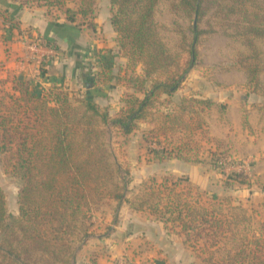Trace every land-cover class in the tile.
Here are the masks:
<instances>
[{"label":"trees","instance_id":"1","mask_svg":"<svg viewBox=\"0 0 264 264\" xmlns=\"http://www.w3.org/2000/svg\"><path fill=\"white\" fill-rule=\"evenodd\" d=\"M172 1L174 10L194 21L191 41L186 32L181 34L188 55L185 62L181 54L168 49L160 35L156 13L161 0H110V21L133 72L126 81L134 90L113 114L110 107L70 96L56 87L38 93L21 76L0 80V155L6 171L23 181L16 216L9 215L0 185V264H74L78 245L91 234L92 207L104 198L117 206L130 202L126 183L117 179L120 168L109 160L102 137L113 130L130 135L151 110L168 106L197 60V43L205 32L198 24L209 10L220 18L224 34L245 46L247 51L241 52L238 60L248 85L255 91L262 86L264 48L257 42H264V0ZM11 5L21 9L43 6L49 12H59L71 24L93 27L96 3L0 0V27L26 36L28 31L20 29ZM138 64L142 66L140 73L135 71ZM187 101L210 104L206 99H183ZM165 123L185 126L180 115H165ZM181 155L179 152L178 157ZM167 188L163 183L137 204H130L138 211L149 209L164 223L178 222L188 239L191 229L197 227L192 223L198 212L182 195ZM206 215L204 211L201 217L200 226L209 224L204 230L216 231L224 226L220 220L210 223ZM262 235L252 242L255 250L228 252L222 264H264Z\"/></svg>","mask_w":264,"mask_h":264},{"label":"rangeland","instance_id":"2","mask_svg":"<svg viewBox=\"0 0 264 264\" xmlns=\"http://www.w3.org/2000/svg\"><path fill=\"white\" fill-rule=\"evenodd\" d=\"M174 3L161 0L156 20L168 49L181 54L185 62L188 55L182 32L190 42L194 21L174 10ZM220 21L209 10L199 22L198 27L205 32L197 43V60L168 106L151 110L130 135L113 130L102 137L109 160L120 168L117 179L126 183L130 202L137 204L165 183L198 212L192 223L197 227L191 229L188 239L178 222L165 223L173 234L184 236L190 264H222L228 252L255 250V237L263 233L264 239V71L263 84L255 91L238 60L247 50L240 41L224 34ZM257 43L264 48V42ZM71 95L79 98L77 93ZM192 98L206 99L210 104L183 102ZM165 115H180L185 126L166 124ZM0 185L9 215L16 216L23 181L6 171L1 155ZM130 202L117 206L104 198L92 207L91 234L78 245L76 260L92 262L102 248L98 239L111 233L113 220L127 206L138 211ZM204 211L210 223L220 220L224 226L216 231L204 230L209 225L200 226ZM144 212L157 218L149 209ZM260 248L264 250V245Z\"/></svg>","mask_w":264,"mask_h":264},{"label":"crops","instance_id":"3","mask_svg":"<svg viewBox=\"0 0 264 264\" xmlns=\"http://www.w3.org/2000/svg\"><path fill=\"white\" fill-rule=\"evenodd\" d=\"M11 11L28 35L0 27V80L21 76L38 93L52 87L77 93L110 107L111 114L134 92L126 81L133 72L110 21V0H97L93 27L71 24L43 6L11 5ZM40 43L43 46L37 47ZM49 49H55L54 54ZM135 70L140 73L142 66ZM113 222L111 233L98 239L102 248L92 262L85 258L75 264H116L122 259L133 264H190L184 236L173 234L152 214L127 206Z\"/></svg>","mask_w":264,"mask_h":264},{"label":"built area","instance_id":"4","mask_svg":"<svg viewBox=\"0 0 264 264\" xmlns=\"http://www.w3.org/2000/svg\"><path fill=\"white\" fill-rule=\"evenodd\" d=\"M41 44V45H40ZM39 44V46H37V45H35V48H36V46L37 47H42L43 46V44L42 43H40ZM54 52H55V49H49V51H48V53H50V54H54ZM116 264H133V263H131V262H126V261H117L116 262Z\"/></svg>","mask_w":264,"mask_h":264}]
</instances>
